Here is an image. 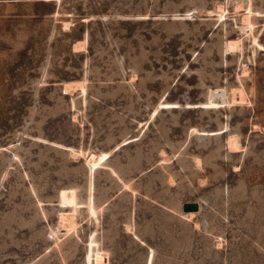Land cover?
Masks as SVG:
<instances>
[{"label": "rangeland", "instance_id": "374dc122", "mask_svg": "<svg viewBox=\"0 0 264 264\" xmlns=\"http://www.w3.org/2000/svg\"><path fill=\"white\" fill-rule=\"evenodd\" d=\"M0 264H264V0H0Z\"/></svg>", "mask_w": 264, "mask_h": 264}, {"label": "bare ground", "instance_id": "6f19581e", "mask_svg": "<svg viewBox=\"0 0 264 264\" xmlns=\"http://www.w3.org/2000/svg\"><path fill=\"white\" fill-rule=\"evenodd\" d=\"M220 8V7H219ZM218 8V10H220ZM220 12H221V14H224V11H222V9L220 10ZM185 16L187 17V16H190V14H185ZM248 20H249V15H246L245 16V18H244V20H243V23H248ZM79 85V84H78ZM70 87H72V86H70ZM77 88L78 87V89L81 91V87L80 86H75L74 85V87H72V88ZM69 91V87L68 86H65L64 87V90H63V92L64 93H67ZM69 156H71V157H73V154L72 153H70L69 154ZM75 156V155H74ZM77 157V156H76ZM93 157V156H92ZM91 159V158H90ZM99 159H100V157H98V158H95V159H93L92 160V166H95L97 163H98V161H99ZM198 203H196V202H194V203H185V204H183L182 205V211L184 212V213H189V214H187V217L188 218H191L194 214H196L195 212H197L198 211V209H200V208H198V205H197ZM191 212V213H190Z\"/></svg>", "mask_w": 264, "mask_h": 264}]
</instances>
